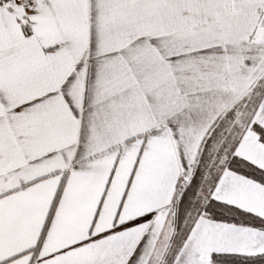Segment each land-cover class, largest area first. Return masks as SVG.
Returning a JSON list of instances; mask_svg holds the SVG:
<instances>
[{
    "label": "snow or ice",
    "instance_id": "6c2138e0",
    "mask_svg": "<svg viewBox=\"0 0 264 264\" xmlns=\"http://www.w3.org/2000/svg\"><path fill=\"white\" fill-rule=\"evenodd\" d=\"M0 264H264V0H0Z\"/></svg>",
    "mask_w": 264,
    "mask_h": 264
}]
</instances>
